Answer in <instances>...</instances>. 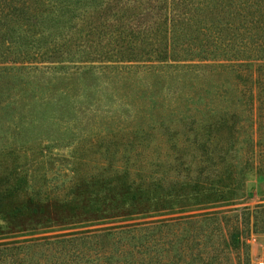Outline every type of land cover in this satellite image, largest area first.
I'll return each mask as SVG.
<instances>
[{"label":"trees","instance_id":"16d2710c","mask_svg":"<svg viewBox=\"0 0 264 264\" xmlns=\"http://www.w3.org/2000/svg\"><path fill=\"white\" fill-rule=\"evenodd\" d=\"M100 88L75 125L102 131L67 129ZM54 113L98 158H26ZM253 155L264 0H0V227L70 230L0 238V264H250L264 204L222 208Z\"/></svg>","mask_w":264,"mask_h":264},{"label":"rangeland","instance_id":"374dc122","mask_svg":"<svg viewBox=\"0 0 264 264\" xmlns=\"http://www.w3.org/2000/svg\"><path fill=\"white\" fill-rule=\"evenodd\" d=\"M109 90H104L100 88L96 90L95 99L96 100V107L92 109H96V113L90 110H87V106L84 101L82 104H77L74 108H70V118L71 120L68 124L67 129H71L75 133L88 135L89 133L94 134L99 131H102L103 128H98L90 123L95 120L98 116L102 114V109L104 107L105 101L108 99ZM57 99V98H56ZM55 99V100H56ZM54 100V102H55ZM53 102V103H54ZM116 104V103H115ZM36 108H40L39 104H34ZM111 106L110 109L115 110ZM39 111V110H38ZM86 111V112H85ZM85 112V113H84ZM59 115L53 114L50 118L45 116L43 121L39 124L40 129L44 130L42 133H39V130H35L34 132H27L25 134L26 138H31V140L37 139L40 143L35 145L34 143L30 144L34 148L33 152H27V157L29 159H43L44 155H49L50 157L55 159H62L70 160L72 157H77L80 155L95 157L98 158V154L96 152H100L97 147H80V145L72 144L70 145V140L67 138H63L64 136L60 133L65 131L66 126L62 124V121H57ZM77 119H82L83 121H90L88 125H86V131L82 130L83 125H75V121ZM67 120V121H68ZM60 133H58V132ZM48 134H47V133ZM50 133V134H49ZM42 142V143H41ZM42 153V154H41ZM47 156H45L46 158ZM245 158V157H244ZM247 169L245 170L244 174L242 175L241 179V186L238 191L240 194L233 198H230V201L236 202L233 206H226L222 209H241L243 207H248L252 209L254 206L264 204V160L258 158L257 156H251L248 159H242V163L245 164ZM244 166V165H242ZM211 201H215L214 198H211ZM183 202H180L177 205V208L183 207ZM224 205V204H223ZM186 207H191V202L186 204ZM136 217H142L141 214H134L128 219H133ZM127 218V217H125ZM120 217V219H125ZM82 225H86L81 223ZM69 226H53L51 228H38L35 230H25L21 231L22 228L13 229L10 233H7V228H4V224H1L0 227V238H4L7 235H21V234H34V235H41L40 232H46L44 235H53L63 232H70V230H66ZM248 245H249V254H250V264H264V233H251L248 237Z\"/></svg>","mask_w":264,"mask_h":264},{"label":"built area","instance_id":"2783aa9c","mask_svg":"<svg viewBox=\"0 0 264 264\" xmlns=\"http://www.w3.org/2000/svg\"><path fill=\"white\" fill-rule=\"evenodd\" d=\"M262 264V263H261Z\"/></svg>","mask_w":264,"mask_h":264}]
</instances>
